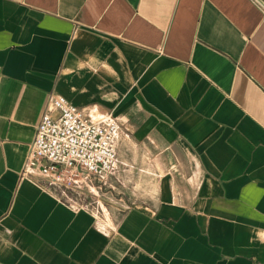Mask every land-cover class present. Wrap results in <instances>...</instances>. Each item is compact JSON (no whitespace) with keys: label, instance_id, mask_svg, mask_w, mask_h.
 I'll use <instances>...</instances> for the list:
<instances>
[{"label":"crops","instance_id":"1","mask_svg":"<svg viewBox=\"0 0 264 264\" xmlns=\"http://www.w3.org/2000/svg\"><path fill=\"white\" fill-rule=\"evenodd\" d=\"M51 94L111 172L22 175ZM0 264H264V0H0Z\"/></svg>","mask_w":264,"mask_h":264},{"label":"built area","instance_id":"2","mask_svg":"<svg viewBox=\"0 0 264 264\" xmlns=\"http://www.w3.org/2000/svg\"><path fill=\"white\" fill-rule=\"evenodd\" d=\"M117 130L111 115L92 119L63 96L51 94L36 125L22 175L37 173L68 182L79 175L103 177L115 166Z\"/></svg>","mask_w":264,"mask_h":264},{"label":"rangeland","instance_id":"3","mask_svg":"<svg viewBox=\"0 0 264 264\" xmlns=\"http://www.w3.org/2000/svg\"><path fill=\"white\" fill-rule=\"evenodd\" d=\"M81 178V177H80ZM91 179H92V176H91Z\"/></svg>","mask_w":264,"mask_h":264}]
</instances>
